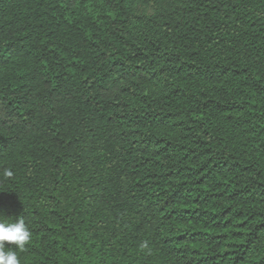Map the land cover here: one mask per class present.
<instances>
[{"label":"trees","instance_id":"16d2710c","mask_svg":"<svg viewBox=\"0 0 264 264\" xmlns=\"http://www.w3.org/2000/svg\"><path fill=\"white\" fill-rule=\"evenodd\" d=\"M0 216L20 264H264V0H0Z\"/></svg>","mask_w":264,"mask_h":264},{"label":"clouds","instance_id":"9594fccd","mask_svg":"<svg viewBox=\"0 0 264 264\" xmlns=\"http://www.w3.org/2000/svg\"><path fill=\"white\" fill-rule=\"evenodd\" d=\"M6 174L11 176L12 172L8 171ZM30 238L31 233L23 219L10 222L0 216V264H20L16 251L5 250V242L15 245L20 251H24Z\"/></svg>","mask_w":264,"mask_h":264}]
</instances>
